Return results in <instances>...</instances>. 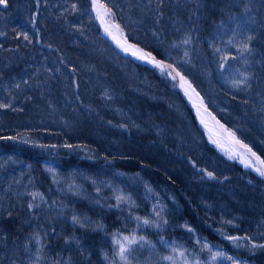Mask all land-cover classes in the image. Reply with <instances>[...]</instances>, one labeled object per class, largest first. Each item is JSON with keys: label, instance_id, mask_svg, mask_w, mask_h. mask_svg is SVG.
I'll return each instance as SVG.
<instances>
[{"label": "trees", "instance_id": "1", "mask_svg": "<svg viewBox=\"0 0 264 264\" xmlns=\"http://www.w3.org/2000/svg\"><path fill=\"white\" fill-rule=\"evenodd\" d=\"M101 1L264 159V0ZM247 35L245 62L228 41L238 47ZM0 103L11 104L0 108V137L85 145L104 158L48 157L0 139V264H32L41 247L39 264H122L115 240L124 236L137 240L129 264H173L170 255L176 264H264L217 243V230L264 242V180L210 144L165 73L102 37L91 0L0 5Z\"/></svg>", "mask_w": 264, "mask_h": 264}, {"label": "rangeland", "instance_id": "2", "mask_svg": "<svg viewBox=\"0 0 264 264\" xmlns=\"http://www.w3.org/2000/svg\"><path fill=\"white\" fill-rule=\"evenodd\" d=\"M111 23V26L113 27V30L116 31L115 24ZM169 75H166L168 80L171 82V84L176 87V84L170 80L168 77ZM198 122V120H197ZM199 126L205 131L206 137L210 144L215 146L223 155H225L228 159L230 160H235V158L227 151L223 150L218 147L216 144V141L210 136L209 132L207 129L204 128L203 125H201L200 122H198ZM6 137H13L14 139H3L7 140L13 143L15 147L18 145H28L32 148L35 149L37 153L40 155L44 156H72L77 159H85L91 163L98 164L104 160V158L96 153L93 149L90 147H87L85 145H70L71 147H68V144H42L39 140L35 139V137L31 135H19V136H6ZM16 137H19V139H15ZM27 141V142H25ZM215 141V142H214ZM2 149L0 148V151ZM246 171H250L249 169H244ZM252 172V171H250ZM253 173V172H252ZM205 178L211 179V177L208 176L207 173H205ZM172 197V196H171ZM217 233L219 235L218 239V245L223 248H228L231 249L229 252L230 255H237L241 258L249 259V260H257L258 258L261 257L262 260H264V247H259V245L264 244V242L261 241H255L252 237L250 236H239V235H230L226 233L225 231L222 230H217ZM240 237L239 240L233 241L230 239H227L226 237ZM245 237L249 239H244ZM255 244L257 245L256 247H253L252 245ZM239 245V246H238ZM228 246V247H227ZM225 250V249H223ZM226 251V250H225ZM228 253V256H229ZM237 260V259H235ZM220 264H229L225 262H221ZM234 264V263H233Z\"/></svg>", "mask_w": 264, "mask_h": 264}, {"label": "bare ground", "instance_id": "3", "mask_svg": "<svg viewBox=\"0 0 264 264\" xmlns=\"http://www.w3.org/2000/svg\"><path fill=\"white\" fill-rule=\"evenodd\" d=\"M95 10H96V16H97L99 22L101 23L104 31L106 28L108 29L107 32L105 31V34L107 36H109L120 47V49H122L126 53L133 55L137 58H139L141 56V53H146L143 50H141L135 46L134 47H128L131 44L128 43L119 34L118 30H116V31L113 30V27L111 26V23L108 19V16L107 15L98 16L97 15V9L95 8ZM109 32L111 33V35L108 34ZM117 35L119 36L120 40L116 39ZM137 49H139L140 51H136ZM146 54H148V53H146ZM150 56L153 57L152 55H150ZM143 60L149 62L147 57H145ZM150 63L157 66V64H156V62H154V60ZM158 68H164V67H162V65H161V66H158ZM165 71H167V70L165 69ZM168 75L181 88V90L183 91L185 96L188 97V100H189L190 104L192 105L197 118L199 119L200 123L204 126V128L207 129L210 136L216 141V144L218 145V147L223 149V150H227L235 158V160H237L241 165H243L247 169L252 170L256 174L260 175L256 171V169L261 168V165H256V161L254 158H257V157L255 155H252V153L249 152L248 150L247 151L249 153H246L247 151L245 148L241 147L240 144L235 143L233 141L236 138L234 135H229L230 132L227 129H225L220 123H218V126H217V123L215 124L209 118L207 113L201 107V106H203L201 99L199 98L197 93L194 91L192 86L189 84V82L183 76L182 77L184 79L181 80L180 74L175 75L173 72H170V74H168ZM201 121H203V123ZM243 149L245 151H243ZM262 167H263L262 170L264 171V164H262Z\"/></svg>", "mask_w": 264, "mask_h": 264}, {"label": "snow or ice", "instance_id": "4", "mask_svg": "<svg viewBox=\"0 0 264 264\" xmlns=\"http://www.w3.org/2000/svg\"><path fill=\"white\" fill-rule=\"evenodd\" d=\"M7 2L8 0H0V5H3L5 7H7ZM73 7H75V5H73ZM94 7L97 9V15L98 16H102V15H111V10L110 9H107L105 4L103 3H100V0H94ZM247 11V10H245ZM117 29L119 30V26L117 25L116 26ZM237 28H240V25L237 24L236 25ZM243 30V29H241ZM105 31L107 32L108 29L106 28ZM109 35H111V33L109 32L108 33ZM24 39H28L27 35L24 36ZM233 39H235V36H233ZM253 39V36L252 35H247L246 38H243L240 42H239V46L237 47L236 45H234L232 43V40H229L228 43L229 45H231L232 47H235L236 48V51L238 52L239 54V58H245V62H246V56L247 54H249L251 52V47H250V42L251 40ZM182 43L184 44H188L190 43V40L189 39H185ZM178 46V45H177ZM128 47H134L132 45H129ZM136 51H140L139 49H137ZM217 52L220 51V49H216ZM135 54V53H134ZM185 55H187V53H185ZM145 57H147V59L149 60V62H152L154 60V57H151L149 54H146V53H141V56L139 58L141 59H144ZM238 57H233V59H237ZM227 62V57H225L224 59V63ZM157 63V66H161L159 62H156ZM231 67V65L229 66ZM177 75H179V73H177ZM184 78L181 76V80H183ZM247 80H248V76H243V79L242 80H238V81H234V85L239 87L241 84H246L247 83ZM17 88L20 87L19 84L16 85ZM198 95V94H197ZM11 107V104L8 103V104H5V103H0V108H10ZM203 123V121H201ZM222 127V126H221ZM229 135H234L232 133H229ZM0 139H14L13 137H0ZM15 139H19V137H16ZM27 142V141H25ZM215 142V141H214ZM237 143H239V141H237ZM68 147H71L70 145H68ZM241 147H245L247 148L246 145H241ZM249 152H251V149H248ZM252 155H255V153H252ZM257 159H259L257 157ZM261 164H264V161H260ZM256 171L262 176L264 177V171H262L261 169H256ZM208 176L209 177H212V173H208ZM37 195H40L38 193H32V196H33V199L35 200L36 196ZM41 199H42V196H41ZM124 197L123 196H117V201L119 203V201L123 200ZM37 207L39 205H36ZM33 205L32 204H29V208H32ZM156 215H159V213L157 212ZM137 220H140L141 218L140 217H136ZM72 222L74 224H80L81 227H84V224L81 223V221L79 220L78 217L76 216H73L72 217ZM154 224L155 227H160L159 224H155L154 222H151ZM164 223L166 224L167 221L165 220ZM229 224L232 223V221H228ZM142 224L143 225H150V221L148 219H144L142 221ZM188 231L189 232H192L194 231L193 229L191 228H188ZM227 239H230V240H233V241H237L240 239V237H226ZM244 239H249L247 237H245ZM140 240L141 241H144V243H148L147 241L144 240L143 237H140ZM68 242V241H66ZM163 243V241H161ZM37 243H39V240H37ZM137 243V240L135 238V236H132V237H129V236H124L121 239H117L115 240V244L118 245V249H117V252H116V256L119 257V260L120 262H122V264H129V253L131 251V248H130V245L132 244H135ZM143 246V245H141ZM205 247L207 246L206 244L204 245ZM239 246V245H238ZM253 247H256L257 245L253 244L252 245ZM154 247V245H153ZM259 247H264V244L262 245H259ZM173 252H178L179 256L180 257H184L185 256V252L184 251H179L178 249L174 248L173 249ZM42 247L37 249V253L35 255V259L32 261V264H39L40 260L42 259ZM218 255V254H217ZM107 258V257H106ZM164 260H168V261H172L173 264H176L175 262V259L173 256H165L163 257ZM213 259H215V256L213 257ZM225 259H230V257H225ZM57 264H59V262H57ZM111 264H116V261L115 259H113V261L111 262ZM235 264V262H234Z\"/></svg>", "mask_w": 264, "mask_h": 264}, {"label": "water", "instance_id": "5", "mask_svg": "<svg viewBox=\"0 0 264 264\" xmlns=\"http://www.w3.org/2000/svg\"><path fill=\"white\" fill-rule=\"evenodd\" d=\"M92 2H93V11H94V13H96V10H95V7H94V0H92ZM100 3H101V0H100ZM97 21L99 22V20H98V18H97ZM99 25H100V27H101V31H102V36L104 37V38H106L108 41H109V43L119 52V53H121L123 56H126V57H129V58H131L132 60H134L135 62H138V63H141V64H145V65H148V66H150V67H156V68H158V66H156V65H153V64H151L150 62H148V61H145V60H143V59H141V58H137V57H135V56H133V55H130V54H128V53H126L125 51H123L122 49H120V47L109 37V36H107L106 34H105V31H104V29H103V27H102V25H101V23L99 22ZM117 26V25H116ZM119 26V25H118ZM117 28V27H116ZM118 30V29H117ZM119 34L128 42V43H130L131 45H133V46H135V47H137V48H139V49H141V50H143L144 52H146V53H148V54H150V55H152L153 57H154V62H159L160 63V65H162V67H164V68H159V69H161V70H163V71H165V69L167 70L166 72L168 73V74H170V72H173L175 75H177V73H179L181 76H183L182 74H181V72L175 67V66H173L172 64H170V63H168V62H166V61H164V60H162V59H158L153 53H151V52H149V51H147V50H145L144 48H142L140 45H138V44H136V43H134V42H132V41H130L126 36H125V34H124V32L122 31V29L120 28V26H119ZM116 39L118 40H120V38H119V36L117 35V37H116ZM157 64V63H156ZM169 77V76H168ZM170 78V77H169ZM171 79V78H170ZM172 80V79H171ZM173 81V80H172ZM174 82V81H173ZM175 83V82H174ZM176 84V83H175ZM176 87H177V90L180 92V94H181V96H182V98L186 101V103L188 104V106L192 109V111H193V113L195 114V111H194V109H193V107H192V105L190 104V102H189V100H188V97L187 96H185V94L183 93V91L181 90V88L176 84ZM194 91H196V90H194ZM197 94H198V92H196ZM198 96H199V98L201 99V101H202V103H203V106H201L202 107V109L207 113V115L209 116V118L216 124L217 123V126H218V123H220L221 124V122L219 121V119L213 114V112L208 108V106L204 103V100L202 99V97L198 94ZM196 115V114H195ZM196 119L198 120V122H200L199 121V119L197 118V116H196ZM223 125V124H222ZM235 136V135H234ZM236 137V136H235ZM235 143H237V141H239V143L238 144H240V145H246L247 146V148H245V147H243V148H245L246 149V151L248 150V149H251V153H255V156L256 157H258L259 159H257V158H254L255 159V161H256V165H261V170H262V164L260 163V161H263V159H262V157L259 155V154H257L248 144H246L245 142H243L242 140H240L238 137H236L235 138V140H233ZM243 151H245L244 149H243ZM246 153H249L248 151L246 152ZM242 168H244V169H247V168H245L243 165H241L238 161H236ZM251 171V170H250ZM263 171V170H262ZM253 172V171H252ZM253 173H255V172H253ZM256 174V173H255ZM259 178H261V179H263L264 180V177H262V176H260V175H258V174H256Z\"/></svg>", "mask_w": 264, "mask_h": 264}]
</instances>
